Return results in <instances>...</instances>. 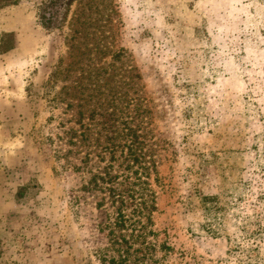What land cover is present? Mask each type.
Wrapping results in <instances>:
<instances>
[{
	"label": "rangeland",
	"instance_id": "rangeland-1",
	"mask_svg": "<svg viewBox=\"0 0 264 264\" xmlns=\"http://www.w3.org/2000/svg\"><path fill=\"white\" fill-rule=\"evenodd\" d=\"M4 33L0 264H103L111 113L162 179L132 264H264V0H0Z\"/></svg>",
	"mask_w": 264,
	"mask_h": 264
},
{
	"label": "trees",
	"instance_id": "trees-1",
	"mask_svg": "<svg viewBox=\"0 0 264 264\" xmlns=\"http://www.w3.org/2000/svg\"><path fill=\"white\" fill-rule=\"evenodd\" d=\"M11 36L13 37L12 33L3 34L0 41L1 52L13 48ZM7 37L10 39L7 40ZM95 113L92 111L90 118H94ZM113 114L106 117L104 128H107V136L102 147L110 155L109 163L103 169L91 170L88 182L90 189L103 194L97 206L103 210L106 220L102 230L107 231L109 247L100 252V259L103 264L155 262V257L149 254L155 244L148 237L156 235L152 228L153 214L158 208V194L154 185L162 182L157 161L145 135L140 132V125H133L128 121L117 124L112 121ZM76 132L71 133L73 135L68 139L70 144L77 143L74 140ZM86 156L85 164L90 159V154ZM106 200L107 207H104ZM203 207L209 216L216 217L219 210L217 197L203 196ZM110 249L118 254V258L109 253Z\"/></svg>",
	"mask_w": 264,
	"mask_h": 264
}]
</instances>
